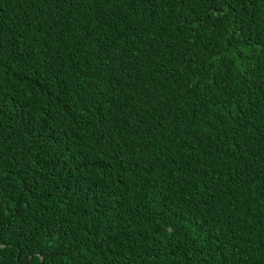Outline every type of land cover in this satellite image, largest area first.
I'll return each instance as SVG.
<instances>
[{"label":"trees","instance_id":"obj_1","mask_svg":"<svg viewBox=\"0 0 264 264\" xmlns=\"http://www.w3.org/2000/svg\"><path fill=\"white\" fill-rule=\"evenodd\" d=\"M0 264H264V0H0Z\"/></svg>","mask_w":264,"mask_h":264}]
</instances>
